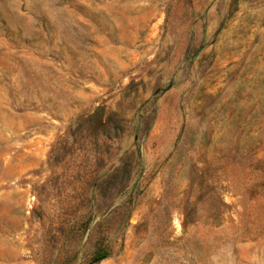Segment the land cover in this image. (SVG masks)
<instances>
[{
    "label": "rangeland",
    "instance_id": "1",
    "mask_svg": "<svg viewBox=\"0 0 264 264\" xmlns=\"http://www.w3.org/2000/svg\"><path fill=\"white\" fill-rule=\"evenodd\" d=\"M0 264H264V0H0Z\"/></svg>",
    "mask_w": 264,
    "mask_h": 264
}]
</instances>
